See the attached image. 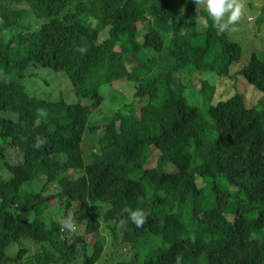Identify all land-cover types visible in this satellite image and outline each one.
<instances>
[{"label": "trees", "instance_id": "obj_1", "mask_svg": "<svg viewBox=\"0 0 264 264\" xmlns=\"http://www.w3.org/2000/svg\"><path fill=\"white\" fill-rule=\"evenodd\" d=\"M238 2L249 50L194 0H0V264H99L106 228L152 240L139 264H264V0ZM36 67L77 101L29 91Z\"/></svg>", "mask_w": 264, "mask_h": 264}, {"label": "rangeland", "instance_id": "obj_2", "mask_svg": "<svg viewBox=\"0 0 264 264\" xmlns=\"http://www.w3.org/2000/svg\"><path fill=\"white\" fill-rule=\"evenodd\" d=\"M241 1L245 2V0H241ZM28 17H29L28 21L31 24L33 22H37L36 19H33L31 15ZM42 22H44V20H39L36 23V25L41 24ZM252 27L253 25L249 28L240 27V26L237 27L234 25L231 27L235 31V33L233 34L243 42L246 50L254 48L256 45L255 44L256 35L252 30ZM24 82L29 91L35 92L40 97L48 98V99H58L64 97L69 102L77 101V95L75 93L73 85L70 79L62 71H56L52 68H44V67L31 68L29 69V74L25 78ZM113 90L115 89L112 85L102 87V92L105 93L106 95V101L110 104H113L111 102L112 100L110 96ZM240 90L241 89L237 87L233 93ZM124 92H126L125 88H124ZM83 146L89 151L96 152L97 149L99 148L98 137L87 131L85 134ZM157 157H158V152L155 149V147H153L151 150L150 158L147 161L146 167L147 166L150 167L156 164ZM12 158L21 160L20 159L21 155L19 153H14ZM1 167L3 171H5V167L4 166ZM167 169L173 171L176 170V167L174 165H169ZM70 173H71V177L74 179L77 176H79L81 172L79 170H70ZM200 180L202 181L203 179L201 178ZM204 185H206V183ZM233 190L234 188H232V191ZM205 192H206V200L208 204H213L215 197L214 188L211 187L207 189L205 188ZM102 214L103 212L101 211L100 215ZM230 217L233 218L232 216ZM71 221L74 225V230H69V231L71 232L78 231L79 234L84 235L85 233L84 225L78 224L72 218ZM103 226L104 227L106 226L105 223L103 224ZM104 233L107 237V244L104 255L99 264H121V263L139 264L142 261V259H144L146 253L150 249V245L152 244V240H148L134 247L132 246V244L127 245V244H123L120 241L118 242L116 240H112L111 232L107 228L104 229ZM73 264H83V261L82 259H78Z\"/></svg>", "mask_w": 264, "mask_h": 264}, {"label": "clouds", "instance_id": "obj_3", "mask_svg": "<svg viewBox=\"0 0 264 264\" xmlns=\"http://www.w3.org/2000/svg\"><path fill=\"white\" fill-rule=\"evenodd\" d=\"M194 2L197 6H204V10L207 12L208 17L214 22L215 28L220 33L228 30L230 26L236 25L241 18L242 5L238 0H194ZM38 146L39 145H37V147ZM124 211L128 212L130 220L136 227L139 228L143 226L146 216L142 210L125 208ZM63 227L74 230L71 219L64 220Z\"/></svg>", "mask_w": 264, "mask_h": 264}]
</instances>
